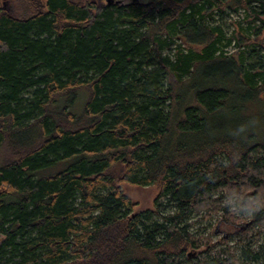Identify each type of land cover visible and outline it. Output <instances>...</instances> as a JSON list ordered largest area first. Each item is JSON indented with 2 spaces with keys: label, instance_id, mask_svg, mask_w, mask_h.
I'll return each instance as SVG.
<instances>
[{
  "label": "trees",
  "instance_id": "trees-1",
  "mask_svg": "<svg viewBox=\"0 0 264 264\" xmlns=\"http://www.w3.org/2000/svg\"><path fill=\"white\" fill-rule=\"evenodd\" d=\"M117 1L0 0V264H264V0Z\"/></svg>",
  "mask_w": 264,
  "mask_h": 264
},
{
  "label": "rangeland",
  "instance_id": "rangeland-1",
  "mask_svg": "<svg viewBox=\"0 0 264 264\" xmlns=\"http://www.w3.org/2000/svg\"><path fill=\"white\" fill-rule=\"evenodd\" d=\"M45 2V0H42ZM130 0H126L125 3H128ZM141 2H148V0H139ZM239 18H242L240 15H232L230 18L226 19L225 30L229 36L233 35L234 31H239L240 28L237 21ZM247 27V25H243ZM262 38H264V31L262 34ZM243 49V48H241ZM239 47L235 46L233 43L230 47H228L225 51L228 55H237V51H239ZM237 57V56H236ZM258 56H254L251 58V62H256ZM239 90V89H237ZM264 92V91H263ZM262 92V93H263ZM263 103H264V93ZM249 104V103H248ZM247 104V105H248ZM258 106V105H257ZM255 107L250 104L248 109L246 110L247 116L249 118L248 127L249 130H253V132L257 135V137L264 142V104L259 107ZM250 115V116H249ZM120 187L127 193V195L132 199L133 202L136 203V212L141 213L143 211L152 209L154 206V200L159 194V190L157 186H149V187H137L128 184H120ZM243 200H239L236 202L235 200L230 203V211L233 212V219L226 220L223 217L224 212H219L217 214H213L210 219H202L203 217H196L194 226V233H197L199 236H206L209 233H212V244H216L218 248H224L225 245L231 247H237L238 236H236L239 232H245L248 230L252 223V214L251 211L247 209V207H242ZM229 211V212H230ZM239 233V234H240ZM225 239L226 244L220 243L221 239ZM204 251V248L197 251L195 255L197 256L201 252Z\"/></svg>",
  "mask_w": 264,
  "mask_h": 264
},
{
  "label": "water",
  "instance_id": "water-1",
  "mask_svg": "<svg viewBox=\"0 0 264 264\" xmlns=\"http://www.w3.org/2000/svg\"><path fill=\"white\" fill-rule=\"evenodd\" d=\"M125 1L126 0H118L116 3L119 4V5H127L130 2H132L133 0H130L128 3H125ZM108 3L110 4L111 3V0H108Z\"/></svg>",
  "mask_w": 264,
  "mask_h": 264
}]
</instances>
